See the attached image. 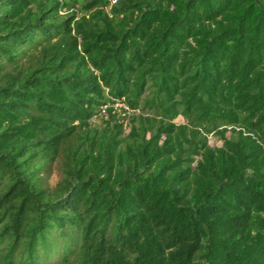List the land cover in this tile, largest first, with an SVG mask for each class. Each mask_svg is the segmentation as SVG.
<instances>
[{"label":"trees","instance_id":"obj_1","mask_svg":"<svg viewBox=\"0 0 264 264\" xmlns=\"http://www.w3.org/2000/svg\"><path fill=\"white\" fill-rule=\"evenodd\" d=\"M0 264H264V0H0Z\"/></svg>","mask_w":264,"mask_h":264},{"label":"rangeland","instance_id":"obj_2","mask_svg":"<svg viewBox=\"0 0 264 264\" xmlns=\"http://www.w3.org/2000/svg\"><path fill=\"white\" fill-rule=\"evenodd\" d=\"M176 122H182V119L179 118L176 120ZM95 125H100L101 122L100 120H95L94 121ZM210 144L213 146H220L222 145V142L217 140L216 137L210 136ZM63 175L62 171L60 169L59 165L54 166L50 174L47 176V185L50 186L51 188H54L57 186V184L61 181Z\"/></svg>","mask_w":264,"mask_h":264},{"label":"built area","instance_id":"obj_3","mask_svg":"<svg viewBox=\"0 0 264 264\" xmlns=\"http://www.w3.org/2000/svg\"><path fill=\"white\" fill-rule=\"evenodd\" d=\"M121 0H109V2H110V5H115V4H117V3H119ZM114 107L115 108H124V109H126V110H128V108H127V106L125 105V103H123V102H116L115 104H114ZM102 112L103 113H106V109H107V106H103L102 108Z\"/></svg>","mask_w":264,"mask_h":264}]
</instances>
